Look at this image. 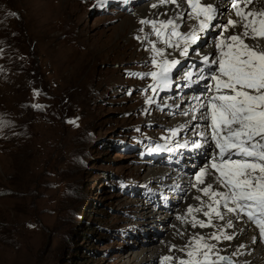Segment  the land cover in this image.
<instances>
[{
  "label": "rangeland",
  "instance_id": "1",
  "mask_svg": "<svg viewBox=\"0 0 264 264\" xmlns=\"http://www.w3.org/2000/svg\"><path fill=\"white\" fill-rule=\"evenodd\" d=\"M126 1L0 0V264H138L178 231L168 210L146 221L135 195L158 177L132 142L169 130L184 95L132 75L156 70L150 41L171 48Z\"/></svg>",
  "mask_w": 264,
  "mask_h": 264
},
{
  "label": "snow or ice",
  "instance_id": "2",
  "mask_svg": "<svg viewBox=\"0 0 264 264\" xmlns=\"http://www.w3.org/2000/svg\"><path fill=\"white\" fill-rule=\"evenodd\" d=\"M184 2L190 9L188 19L196 21L189 32L179 31V25L173 19H142L140 23L151 24L155 36L161 38L168 48L180 49L183 57L189 55V49L197 44L202 33L212 28L221 29L220 38L214 45L218 57L209 60L208 55H204L202 58L205 64L215 67L209 69L211 75L207 77L212 81L207 91L212 94L206 105H199L206 109L201 118L210 120V138L216 155L210 164L195 174L196 183L192 185L194 188L203 185L199 191L208 197V203L197 196L201 205L196 208L189 206L188 214L202 213L207 218L198 219L192 215L193 228L215 227L214 220L224 221V225L207 238L194 236L184 249H180L186 251V258H179L178 264H218L224 260L232 264L228 257L219 255L216 244L207 241L233 240L235 233L228 234L226 229L235 227L234 220L245 219L255 225L259 236L264 238V7L255 6L264 0H232V15L222 25L213 23L218 10L212 3L207 0ZM159 3L180 7L177 0H159ZM157 6L152 5L153 8ZM179 16L183 19V13ZM150 43L154 53L151 63L156 70L132 75L150 76L154 81L150 86L153 91L156 87L168 88L171 73L180 61L167 59L166 49L157 48L153 41ZM193 75L189 71L186 78L190 81ZM148 102H152L151 98ZM172 134L176 135V132ZM199 135L203 137L205 134ZM193 146L200 148L202 145L194 142ZM213 256L216 259H212ZM173 259L171 256L163 257L164 261Z\"/></svg>",
  "mask_w": 264,
  "mask_h": 264
},
{
  "label": "bare ground",
  "instance_id": "3",
  "mask_svg": "<svg viewBox=\"0 0 264 264\" xmlns=\"http://www.w3.org/2000/svg\"><path fill=\"white\" fill-rule=\"evenodd\" d=\"M177 2L180 4L179 8H177L176 5H173L171 3L160 4L159 0H143L141 2V4H143L141 7V12L143 13V15L145 16L149 15L153 19H155L154 15H156L157 16L156 21H167L169 19H173L179 25V31L189 32L192 26L196 23V21L188 19L187 14L189 10L185 7L184 0H177ZM209 2L212 3L214 6H216L218 10L217 19L213 23L221 24V25L225 24L227 22L228 17L232 15L231 2L229 0H209ZM153 4H157L158 6L156 8H153L152 7ZM255 6L257 8L264 7V2H258ZM180 13H183V19L180 18L179 16ZM221 14L222 16H220ZM132 20H129L127 18L123 20L125 23L128 24L130 29L134 27ZM213 30L221 31V29L219 28H212L208 32H205L204 35H202V37L200 38L199 40L200 42H198V44L191 46V48L189 49L188 57L194 56V50L200 48L202 42L204 44L202 50H205L209 57H214L216 55V51L213 49V46L215 45V42H217V39L214 38V36L212 35ZM173 39L175 40V38ZM166 57L169 60H173V59L179 60L180 63L176 66V68L173 69V71H175L176 74L181 76V78L186 76L187 73L186 63L188 58L180 55V49L171 48L170 55L169 56L166 55ZM174 82H176V79L174 80ZM172 85L173 84H170L168 88H161L162 92L170 95L164 97L163 99L165 98H167L168 100L173 99V92L174 91L177 92V90H179L176 88L175 84L174 86ZM201 86L204 85L201 84ZM167 90L171 92L166 93ZM182 99H184V101L174 100L175 102L178 103V105H180L178 107H180L179 110L181 114L170 120L171 124L169 125V127L170 129H173L175 132H179L180 135H182V133L187 130L189 132L187 134V139L196 138L195 132L193 134L192 132L193 129L198 130L200 128V125H202L204 121V119L201 118L202 114L204 113V108L199 107V105L203 102L201 98L197 99L196 97H191L189 93L185 94ZM167 104H170V102H167ZM185 113H187V115H185ZM185 118L188 120V122L184 126L183 120ZM190 134H192V136H190ZM181 163H182V158L179 161V164ZM150 174L160 179L164 178V180L162 179L163 181L158 180V178L156 179V182L159 183L164 188L167 185L166 184L167 181H169L172 185H177L179 187L181 186L179 184L184 182L181 181L180 176H175V174L172 171L165 169L163 167L154 168L150 172ZM188 180L189 181L187 184H185L186 186L183 187L182 192L178 194L179 196H176L175 194L176 198L173 200L175 204L173 203L171 208L168 209V211H165L166 212L165 219L167 218L169 219V217L173 216L178 231L172 229L173 227L169 228L170 232L166 236L168 239L167 238L166 240L163 239L164 241L160 246L161 248L160 250L157 248L150 249L148 247H143L139 252L137 251L132 258L134 261L138 262V264H144L145 262H147L146 260H149L148 259L149 257L156 258L157 256L159 263L161 259H163V257L165 256H171L174 258L171 261L178 262L179 258H186V251H181L180 249H184L185 246L191 242L194 236L199 235L207 238L213 232H218V230L224 225V221L214 220L215 227L193 228L191 226L192 215H195L198 219L206 220L207 218L204 217L202 213L193 212L192 215H189L188 214L189 206L196 208L201 205V201L196 199L197 196H200L204 201V203L207 204L208 197L204 196V194L201 191H199V187H203V185L194 188L192 185L196 183V181H193L191 179ZM176 181L179 183L176 184L175 183ZM208 182H212V181L209 180ZM171 194L172 193H170V195ZM175 196H173L172 198H174ZM143 209H145L144 213L148 216V218L146 219L148 224L149 225L152 224L151 222H153V220L155 223L156 213L154 212L153 204L152 207L150 205L144 207ZM173 213L175 214L173 215ZM178 217L180 218L178 219ZM234 225L235 227L233 229H226L228 234L235 233V238L233 240L231 241L221 240L219 242L215 240H208L207 242L216 244V248L219 253L224 251V253L221 254V256L228 257L231 261H235L234 258H236L237 260H240L241 258V260L239 261L240 264H264V245L261 244L260 242L259 233L257 232V230L249 222H247L246 219L245 221L234 220ZM177 235H179L180 238H177ZM254 237L255 240L253 239ZM173 245L175 247H173ZM241 245H243V247H241ZM222 262L228 263V260H224Z\"/></svg>",
  "mask_w": 264,
  "mask_h": 264
}]
</instances>
